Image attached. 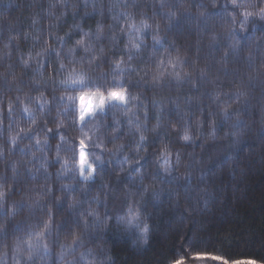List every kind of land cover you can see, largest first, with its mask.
<instances>
[{
    "label": "clouds",
    "instance_id": "9594fccd",
    "mask_svg": "<svg viewBox=\"0 0 264 264\" xmlns=\"http://www.w3.org/2000/svg\"><path fill=\"white\" fill-rule=\"evenodd\" d=\"M0 264H264V0H0Z\"/></svg>",
    "mask_w": 264,
    "mask_h": 264
}]
</instances>
